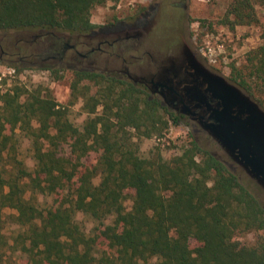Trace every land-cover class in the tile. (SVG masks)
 Returning a JSON list of instances; mask_svg holds the SVG:
<instances>
[{
	"label": "trees",
	"instance_id": "trees-1",
	"mask_svg": "<svg viewBox=\"0 0 264 264\" xmlns=\"http://www.w3.org/2000/svg\"><path fill=\"white\" fill-rule=\"evenodd\" d=\"M119 1L0 0V34L89 35L99 27L93 11ZM226 1L222 26L263 24L254 0ZM72 72V104L81 100L88 115L81 127L42 86L17 79L0 95V264H264L263 188L195 139L171 158L160 147L143 155V140L165 138L182 119L133 82ZM230 81L264 105V41ZM40 195L52 199L46 208ZM79 213L95 223L89 233Z\"/></svg>",
	"mask_w": 264,
	"mask_h": 264
},
{
	"label": "rangeland",
	"instance_id": "rangeland-1",
	"mask_svg": "<svg viewBox=\"0 0 264 264\" xmlns=\"http://www.w3.org/2000/svg\"><path fill=\"white\" fill-rule=\"evenodd\" d=\"M173 1L181 0H120L118 3L110 2L106 6L98 7L93 11L92 21L99 26L96 29L97 31L103 27L119 26L124 22H127L128 25L135 24L134 18L139 14L141 6L147 8L151 3L163 2V6L166 5L160 15V30L154 36V42L163 45L165 42L164 38L170 37L172 31L169 27L170 21H172L170 15L174 13V10L168 4ZM182 2L189 7L187 16L190 22L189 30L191 32L192 46L212 69L230 81L233 65L239 68L247 64L249 52L257 48L264 41L262 38L264 32V0H254L263 24L239 26L236 29H231L229 26H222L220 24V20L225 15L228 6L226 0H183ZM28 35L31 34L28 32L0 34V42L4 39H10L14 46L12 50H8L9 54L2 55L0 50V95L11 88L17 79L27 85L29 89L42 86L44 90L51 91L53 97L60 105L70 108L71 120L81 127L88 115L82 111L83 103L81 100L72 104V70H88L90 66H88L87 62L85 64H73L70 57L66 58L64 62L52 60L46 62L39 61L36 59V56L30 54L35 52L38 54L41 47L36 49L34 47L25 48L22 43L14 45L21 38L29 39ZM81 50L84 51L82 48ZM16 66L23 69L19 75H17L18 73L14 68ZM51 67L64 69L65 77L61 81L54 80L51 72L47 70ZM122 68V62L119 61L113 67L99 64L96 66L94 72H109V75L112 76H122L123 74L120 72L113 71ZM221 96L223 97V93ZM253 100L255 101V99ZM261 107L264 109V105ZM100 110L101 108H99ZM19 137L22 157L25 158L28 167L32 169L35 162L29 152L30 141L23 134H19ZM191 139H195L202 146L210 148L216 155L227 160L234 171H241L240 167H237L230 161L225 151L214 140L210 139L205 133L193 131L185 123L172 126L163 139L153 138L143 140L141 142V153L147 155L153 148L160 147L163 155L166 158H171L178 154L182 146ZM64 149L66 155L70 154V149L67 146ZM88 161L89 159L85 160V163ZM262 196L264 197V194ZM38 199L43 208L49 206L52 201L51 197L43 195H40ZM12 213V210H6L7 215ZM77 220L87 233L95 225L91 218L85 216L83 213L78 214ZM16 230V226L9 222L5 232L8 236H11ZM241 239L245 243H252L255 240V236L247 234L241 237ZM18 256V254H15L13 261L19 262Z\"/></svg>",
	"mask_w": 264,
	"mask_h": 264
},
{
	"label": "flooded vegetation",
	"instance_id": "flooded-vegetation-1",
	"mask_svg": "<svg viewBox=\"0 0 264 264\" xmlns=\"http://www.w3.org/2000/svg\"><path fill=\"white\" fill-rule=\"evenodd\" d=\"M182 1L168 4L174 10L170 15L172 31L170 37L164 38L163 45L154 42V36L160 30V15L166 5L163 6V2L151 3L147 8L141 6L134 18L135 24L124 22L75 37L54 32L31 34L29 39L21 38L14 45L22 43L25 48L41 47L38 54L30 55L42 62H64L68 57L73 64L87 62L88 70L93 72L99 64L113 67L120 61L123 68L113 70L123 74L117 75L118 78L145 90L151 100L160 101L171 114L179 116L181 124L208 135L203 125L215 123L223 107L221 88L214 80L217 75H222L212 69L192 46L187 16L189 7ZM12 47L10 39L0 42L2 55L9 54Z\"/></svg>",
	"mask_w": 264,
	"mask_h": 264
},
{
	"label": "water",
	"instance_id": "water-1",
	"mask_svg": "<svg viewBox=\"0 0 264 264\" xmlns=\"http://www.w3.org/2000/svg\"><path fill=\"white\" fill-rule=\"evenodd\" d=\"M214 80L223 93V107L216 122L203 127L228 157L264 190V109L225 77L217 75Z\"/></svg>",
	"mask_w": 264,
	"mask_h": 264
}]
</instances>
